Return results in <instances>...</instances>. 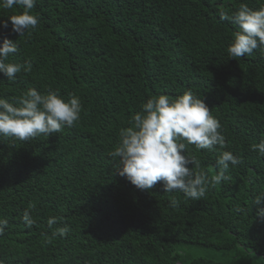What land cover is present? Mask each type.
Listing matches in <instances>:
<instances>
[{"label": "trees", "instance_id": "1", "mask_svg": "<svg viewBox=\"0 0 264 264\" xmlns=\"http://www.w3.org/2000/svg\"><path fill=\"white\" fill-rule=\"evenodd\" d=\"M241 3L264 7V0H37L35 30L20 37L10 22L0 27V44H19L6 62L33 66L14 81L0 74V97L15 102L35 88L75 94L82 104L80 120L60 133L0 137V218L8 221L0 264H264V219L256 215L264 205L253 203L264 190V156L251 148L264 137V53L229 57L238 28L219 19ZM12 14L0 9V20ZM187 90L220 121L223 150L243 162L199 200L166 193L162 182L139 190L110 155L119 132L149 98ZM186 154L209 178L219 171L217 150L189 145ZM25 210L36 220L31 228ZM50 217L59 218L52 228ZM65 226V237L46 243Z\"/></svg>", "mask_w": 264, "mask_h": 264}, {"label": "clouds", "instance_id": "2", "mask_svg": "<svg viewBox=\"0 0 264 264\" xmlns=\"http://www.w3.org/2000/svg\"><path fill=\"white\" fill-rule=\"evenodd\" d=\"M36 3L37 0H0V9L15 13L6 21L0 20V27L7 29L10 22L12 32L20 37L35 30L40 22L39 15L33 13ZM219 19L238 28L232 33L227 47L229 57L242 58L253 54L254 50L264 53V7L253 10L241 3L231 14L221 11ZM18 51V41L5 38L0 44V74L10 81L22 71H32L29 61L23 64L6 62ZM81 112V100L75 94H69L66 99L58 90L43 94L35 88H28L15 102L0 97V137L21 142L41 135L48 137L62 132L65 127H73L80 120ZM211 113L205 101L191 90L175 98L166 94L149 98L129 121L131 126L120 130L119 142L110 153L113 159H119L118 175L139 190H151L162 182L166 193L179 191L191 200L205 197L210 186L230 179L225 175L230 166L234 168L243 162L231 151L223 150L226 148L223 128ZM189 145H194L197 150L218 151L217 174L209 178L196 157L186 154ZM251 148L264 156V137ZM253 203L264 205V190L255 196ZM171 206L178 207V201L172 199ZM34 207L29 205V209ZM256 215L264 219V206L258 208ZM21 219L29 228L36 223L30 210H25ZM58 219L50 217L47 221L49 228ZM7 227L8 221L0 218V236ZM68 232L67 226L55 228L51 236L46 237V243H51L57 236L63 238Z\"/></svg>", "mask_w": 264, "mask_h": 264}]
</instances>
